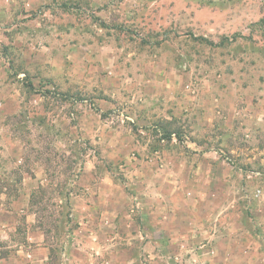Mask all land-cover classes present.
<instances>
[{"label": "rangeland", "instance_id": "374dc122", "mask_svg": "<svg viewBox=\"0 0 264 264\" xmlns=\"http://www.w3.org/2000/svg\"><path fill=\"white\" fill-rule=\"evenodd\" d=\"M228 227L264 252V0H0L1 260L201 264Z\"/></svg>", "mask_w": 264, "mask_h": 264}, {"label": "crops", "instance_id": "0c3cea01", "mask_svg": "<svg viewBox=\"0 0 264 264\" xmlns=\"http://www.w3.org/2000/svg\"><path fill=\"white\" fill-rule=\"evenodd\" d=\"M10 104H11L10 100H7V102H5V113H9L11 111ZM199 152L200 151H198L197 154H200ZM203 152H205L204 149L202 150V153ZM204 159L205 162H207L206 167L210 169L213 165L214 160H210L206 158ZM212 175L215 176V173L212 172L211 177ZM193 179L196 178L193 177ZM23 183L24 184L29 183V185L31 184L32 186L31 188H34L35 186L37 187L39 183H42V181L39 180L38 175L34 174V177H32L31 175H28V177L24 176ZM26 195L25 197H27L29 201L28 194ZM21 197L24 198V193L21 194ZM87 213H91L90 210H88ZM30 220L31 222L33 221L32 219ZM91 222L92 220L88 215L87 220L84 221L83 223L84 226L87 227H83V228L89 231H93L91 227H89ZM7 228L9 230H12L13 227H7ZM228 228H229L228 229L229 233L226 232V236L224 237L225 240L214 241L209 244L199 243V249L195 251L199 263L201 264H264V252L261 250L262 248L261 244L258 243V247L257 245L256 246H251L250 244L245 245L241 243L239 240H236V236L234 238V233L232 232H235L236 230L238 231V229H236V227H228ZM261 228L264 229V227ZM185 230L186 233L183 235L184 236L183 245L186 249L193 248L194 244L197 242L196 238L198 239V237L195 234L188 232V230H192V229L186 228ZM189 236H194L195 240H189L190 239ZM26 239L29 242V244L31 245L33 244L30 250L24 251L23 247L19 245L17 246L18 250H16L18 256L9 257L8 260L0 259V264H6L7 262L9 263L12 260H15L16 264H43L44 261L49 257V248L44 242L45 235L43 234V232L40 230H31L28 232ZM257 249L260 250L261 254L258 253L257 256H254L253 254L256 253L254 252V250L256 251ZM21 254H23V257L20 256ZM218 254H220L219 257Z\"/></svg>", "mask_w": 264, "mask_h": 264}, {"label": "trees", "instance_id": "16d2710c", "mask_svg": "<svg viewBox=\"0 0 264 264\" xmlns=\"http://www.w3.org/2000/svg\"><path fill=\"white\" fill-rule=\"evenodd\" d=\"M42 188H43L42 186H38L37 191H32V192L30 193V200H29V204H30V206L34 203V198H33V196H34V192H38V190H42ZM65 199H66V203H67V205H68V203L70 202L69 199H68V197H66ZM35 214H36V211H35ZM66 215H68V212L66 213Z\"/></svg>", "mask_w": 264, "mask_h": 264}]
</instances>
